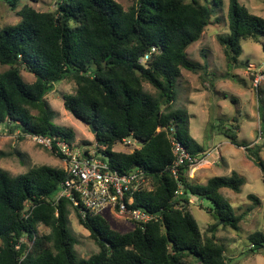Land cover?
<instances>
[{
	"label": "trees",
	"instance_id": "1",
	"mask_svg": "<svg viewBox=\"0 0 264 264\" xmlns=\"http://www.w3.org/2000/svg\"><path fill=\"white\" fill-rule=\"evenodd\" d=\"M24 1L0 0L19 18L0 29V66L8 67L0 72V125L10 133L18 131V140L32 134L73 142V130L53 124L45 100L58 83L73 81L74 93L62 96L64 109L92 125L94 143L107 147L113 169L145 173L151 190L136 193L134 207L154 219L133 222L131 231L120 233L98 214L81 218L67 200L54 202L58 185L66 178L61 168L42 165L17 176L0 168V264H192V258L199 264H227L216 226L204 235L187 207L190 196L205 199L212 204L210 214L217 225L237 230L251 209L235 215L219 191L239 193L243 179L231 172L195 184L188 165L174 178V156L164 131L172 128L192 158L205 155L190 135L189 115L174 109L172 102L181 70L197 74L205 68L189 60L186 50L201 38L222 0H128L127 10L116 0H55V10L47 12L21 5ZM227 22L229 33L217 41L227 62L235 64L240 41L264 36V18L238 0H228ZM153 46L158 52L140 64ZM22 70L33 75L32 83L23 81ZM144 83L156 94L144 91ZM235 127L225 129L223 137L244 148L264 182V161L259 156L264 143L238 142ZM125 138L135 139L138 148L129 153L111 150ZM179 184L181 194L175 195ZM247 197L259 204L253 194ZM28 203L33 208L25 218ZM71 210L98 247L85 259L77 257L76 241L67 229ZM39 227L49 233L38 234ZM248 241L263 248L264 233H252Z\"/></svg>",
	"mask_w": 264,
	"mask_h": 264
},
{
	"label": "rangeland",
	"instance_id": "2",
	"mask_svg": "<svg viewBox=\"0 0 264 264\" xmlns=\"http://www.w3.org/2000/svg\"><path fill=\"white\" fill-rule=\"evenodd\" d=\"M116 1L124 10L131 5L128 0ZM238 1L250 13L264 18V0ZM23 4L39 12L54 11L56 8L55 0H26L21 3ZM227 7L228 0H222L221 6L214 9L215 13L201 38L187 48L188 59L205 68L197 74L181 70V76L174 87L172 107L182 109L189 115L190 135L206 150L199 160L208 163L197 162L189 177L191 181L203 185L211 177L230 176L231 172H236L243 179L239 193L220 189L219 194L231 204L235 215L251 209L243 217L237 230L217 225L210 214L212 204L197 196L189 197V213L204 235L216 226L214 233L225 247L227 264H264V247L260 248L258 244L252 247L248 241L250 234L264 233V182L261 172L245 155L244 148L230 144L222 134L233 125L238 127V142L249 146L264 143V82L258 90H254L251 87V76L246 70L247 65L254 66L256 70L264 67V36L260 35L256 40L240 41L241 52L237 62L229 64L223 46L217 41L218 36L229 33ZM18 20L15 13L0 2V29L15 24ZM7 69L8 67L0 66V72ZM21 77L25 83L34 81L33 75L24 70L21 71ZM143 89L152 95L156 94L147 83L143 84ZM74 91V82L65 80L58 83L45 100L48 109L53 113V124L73 130V143L84 147L85 144L94 143V135L87 125L75 119L63 107L62 96ZM18 135V131L10 133L5 125H0V168L10 176L23 174L42 165L62 167V162L54 154L34 144L27 137L18 140ZM115 150L119 151L118 148ZM259 156L264 161V150ZM249 194L256 196L259 204L255 205L249 200ZM75 216V212L71 210L67 216V229L76 241L74 251L77 257L85 259L96 253L98 247L89 238L88 231L79 225ZM100 216L113 230L120 233L133 229L132 223L115 215L110 208L103 210ZM47 233L49 229L38 228V234ZM250 248L253 250L250 251ZM192 259V264H199L196 259Z\"/></svg>",
	"mask_w": 264,
	"mask_h": 264
},
{
	"label": "built area",
	"instance_id": "3",
	"mask_svg": "<svg viewBox=\"0 0 264 264\" xmlns=\"http://www.w3.org/2000/svg\"><path fill=\"white\" fill-rule=\"evenodd\" d=\"M157 52L155 46L151 47L140 58L139 63L145 65ZM246 70L251 76V87L258 90L264 82V67L256 70L254 66L247 65ZM160 130L157 129V132ZM164 131L174 156L171 173L174 178H177L180 168L188 165V176L190 177L197 162H204V160L192 158L182 144L177 141L172 128L164 129ZM24 137L51 152L62 162L61 169L66 178L60 182L53 196L55 203L60 199L67 200L81 218L88 215H100L103 210L110 208L115 215L130 223H147L154 219L150 213L134 207V195L141 191H150V180L139 169L126 173L113 169L108 162L106 146L92 143L80 147L78 144L70 143L57 136L26 134ZM117 148L119 151L115 150ZM135 148H138V142L133 138H125L114 145L111 150L126 153L125 150L132 151ZM180 194L179 184L175 195ZM32 208V204L28 203L22 216L26 218ZM21 241L24 240L21 239Z\"/></svg>",
	"mask_w": 264,
	"mask_h": 264
},
{
	"label": "water",
	"instance_id": "4",
	"mask_svg": "<svg viewBox=\"0 0 264 264\" xmlns=\"http://www.w3.org/2000/svg\"><path fill=\"white\" fill-rule=\"evenodd\" d=\"M87 127H88V129L90 130V132H91L93 135L96 133V130L93 129V127H92L91 124L87 125Z\"/></svg>",
	"mask_w": 264,
	"mask_h": 264
},
{
	"label": "crops",
	"instance_id": "5",
	"mask_svg": "<svg viewBox=\"0 0 264 264\" xmlns=\"http://www.w3.org/2000/svg\"><path fill=\"white\" fill-rule=\"evenodd\" d=\"M189 131H190V127H189ZM245 153V152H244ZM245 155H246V153H245ZM247 156V155H246ZM205 163H208L207 161H204ZM247 165H249V164H247ZM246 165V166H247ZM261 178H262V175H261ZM111 210V209H110Z\"/></svg>",
	"mask_w": 264,
	"mask_h": 264
}]
</instances>
